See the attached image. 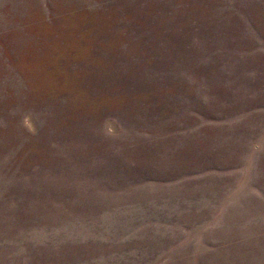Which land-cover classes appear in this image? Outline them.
Segmentation results:
<instances>
[{
    "label": "rangeland",
    "instance_id": "374dc122",
    "mask_svg": "<svg viewBox=\"0 0 264 264\" xmlns=\"http://www.w3.org/2000/svg\"><path fill=\"white\" fill-rule=\"evenodd\" d=\"M0 264H264V0H0Z\"/></svg>",
    "mask_w": 264,
    "mask_h": 264
}]
</instances>
